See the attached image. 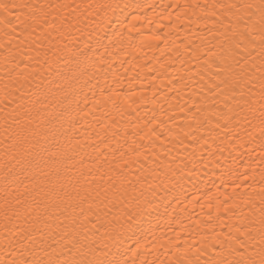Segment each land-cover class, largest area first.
Returning <instances> with one entry per match:
<instances>
[{
	"label": "snow or ice",
	"instance_id": "snow-or-ice-1",
	"mask_svg": "<svg viewBox=\"0 0 264 264\" xmlns=\"http://www.w3.org/2000/svg\"><path fill=\"white\" fill-rule=\"evenodd\" d=\"M120 7L107 0L96 4L0 0V30L8 41L4 47L19 38L23 48L17 55H25L27 61L19 72L18 63L5 70L4 100L12 97L16 107L5 112L4 131L12 141H36L28 166L38 181L31 192L27 188L16 196L6 192L0 204V264H129L116 258L120 248L151 224L159 208L155 193L163 188L161 202L167 199L166 181L178 179L169 166L160 172L145 170L148 176L141 173L144 179L138 176L133 183L123 171L114 176L111 166L106 171L102 164L96 172L85 171L83 158L76 161L78 145L68 134L75 128L72 105L79 110V93L103 71V57L96 60L93 54L100 47L107 51L104 40L111 44L110 30L117 34L112 23ZM221 7L227 22L220 21L212 41L196 57L202 63L195 74L202 81L207 76L212 102L220 105L213 110L217 127L222 121L228 132L240 129L253 139L258 131L264 147V0ZM115 20L121 23L119 17ZM83 36L87 40L81 42ZM9 62L6 57L5 64ZM56 108L59 116L53 118ZM54 119H66L69 128L63 122L56 128ZM60 137L67 143L61 145ZM73 161L80 167L70 166ZM259 195V207L252 204L244 217L247 223L218 240L219 248L205 264H264V189ZM134 244L132 256L139 259L141 239L137 237ZM113 247L116 254L110 251ZM131 264H137L136 259Z\"/></svg>",
	"mask_w": 264,
	"mask_h": 264
},
{
	"label": "bare ground",
	"instance_id": "bare-ground-1",
	"mask_svg": "<svg viewBox=\"0 0 264 264\" xmlns=\"http://www.w3.org/2000/svg\"><path fill=\"white\" fill-rule=\"evenodd\" d=\"M102 2L105 0H75ZM107 2L120 4L115 17L121 23L113 18L112 29L117 34L110 30L111 44L104 40L107 51L100 47L93 54L96 60L103 57V71L79 93V110L72 105L75 128L68 134L78 145L76 161L83 158L85 171L92 168L96 172L101 164V170L106 171L111 166L116 169L114 176L123 171L133 183L141 173L148 176L145 170L174 169L178 179L166 181L170 194L161 202L164 189L155 193L158 211L151 224L137 232L139 259L132 256L137 237L126 240L116 258L129 264L133 259L137 264L140 260L146 264H205L219 248L218 240L235 234V226L247 223L244 217L250 214V206L259 207L264 189V147L258 131L253 139L240 129L228 132L222 121L217 127L213 110L220 105L212 102L207 76L202 81L195 74L202 63L196 57L212 41L220 21L227 22L222 5L259 0ZM84 40L87 36L81 37V42ZM7 44L0 30V204L6 192L13 196L24 193L25 188L31 192L38 183L35 170L28 166L35 155L31 144L36 141H12L4 131V114L16 107L12 97L4 100L5 70L18 63L15 71L19 72L27 62L25 55H17L23 48L19 38L4 47ZM59 112L54 109L52 117ZM61 122L69 128L66 119L53 120L56 128ZM58 140L61 145L67 143L63 137ZM101 152L104 155L98 156ZM144 187H148L147 181ZM26 198L31 196L26 194ZM110 251L117 253L114 247Z\"/></svg>",
	"mask_w": 264,
	"mask_h": 264
}]
</instances>
